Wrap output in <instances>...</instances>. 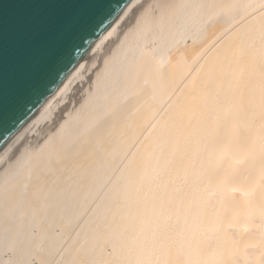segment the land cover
Here are the masks:
<instances>
[{
	"label": "bare ground",
	"instance_id": "6f19581e",
	"mask_svg": "<svg viewBox=\"0 0 264 264\" xmlns=\"http://www.w3.org/2000/svg\"><path fill=\"white\" fill-rule=\"evenodd\" d=\"M262 82L264 0H133L0 152V264H264Z\"/></svg>",
	"mask_w": 264,
	"mask_h": 264
},
{
	"label": "water",
	"instance_id": "95a60500",
	"mask_svg": "<svg viewBox=\"0 0 264 264\" xmlns=\"http://www.w3.org/2000/svg\"><path fill=\"white\" fill-rule=\"evenodd\" d=\"M133 0H90L86 21L40 69L13 56L12 30L27 17L71 12L74 0H5L6 77L0 90V152L61 87L89 50Z\"/></svg>",
	"mask_w": 264,
	"mask_h": 264
},
{
	"label": "snow or ice",
	"instance_id": "6c2138e0",
	"mask_svg": "<svg viewBox=\"0 0 264 264\" xmlns=\"http://www.w3.org/2000/svg\"><path fill=\"white\" fill-rule=\"evenodd\" d=\"M92 8L90 0H74L71 12H56L25 18L12 30L15 60L28 67L34 66L35 69H40L46 61L58 54L63 44L86 21ZM4 14L5 0H0V90L7 75V31ZM260 103L264 108V82L260 86Z\"/></svg>",
	"mask_w": 264,
	"mask_h": 264
}]
</instances>
